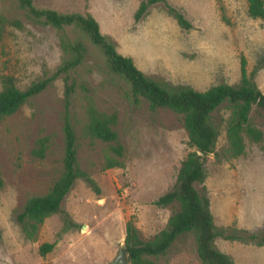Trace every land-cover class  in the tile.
Returning <instances> with one entry per match:
<instances>
[{
	"label": "rangeland",
	"instance_id": "1",
	"mask_svg": "<svg viewBox=\"0 0 264 264\" xmlns=\"http://www.w3.org/2000/svg\"><path fill=\"white\" fill-rule=\"evenodd\" d=\"M142 0H33L37 8L91 15L122 56L147 77L170 86L186 85L197 91L240 82V60L250 74L264 66V20L252 19L246 0H166L184 14L192 28H180L162 4L149 7L139 21L134 14ZM5 19L0 38V77L10 75L24 90L52 76L65 55L61 37L82 40L87 53L69 73L71 113L77 137L79 168L98 184L101 194L80 179L63 202L79 226L57 237L61 217L53 215L27 240L16 221L30 197L48 193L63 167V114L65 80L60 75L12 116L0 122V264H114L124 246L125 223L133 217L142 240H151L166 227L175 207L153 205L175 183L181 162L194 151L182 117L158 108L152 111L142 98L111 73L101 51L73 29L57 30L26 19L16 0H0ZM18 23V25L16 24ZM264 94V67L254 76ZM92 107L115 117L113 129L122 146L123 167L105 168L111 144L91 141L83 134ZM230 110L222 105L212 115L219 129L214 153L204 163V186L217 227L264 233V141L245 137L237 157L223 155L227 148L225 125ZM250 123L264 134V111L252 106ZM47 138L44 158L32 154L38 139ZM85 226V230H82ZM53 250L40 257L42 243ZM215 246L234 264H264V245L223 238ZM155 264H201L193 238L180 236Z\"/></svg>",
	"mask_w": 264,
	"mask_h": 264
},
{
	"label": "trees",
	"instance_id": "2",
	"mask_svg": "<svg viewBox=\"0 0 264 264\" xmlns=\"http://www.w3.org/2000/svg\"><path fill=\"white\" fill-rule=\"evenodd\" d=\"M246 2L249 17L264 20V0ZM154 4H162L165 12L180 28L184 30L192 28L184 14L166 0H142L134 14V20L139 21L143 18L149 7ZM16 6L30 21L49 25L61 31L73 29L79 32L92 46L101 51L108 70L124 80L134 98L144 99L152 111L164 108L182 117L184 130L194 151L181 162L172 188L153 202V205L159 208L175 207V210L168 218L166 227L151 240L145 241L140 238L133 217L126 221L124 248L129 264H155L153 259L163 257L174 242L185 234L193 238L195 252L201 264H234L228 254L215 246L217 238L256 246L264 245V233L229 231L227 228L217 227L206 188L202 186L199 190L196 187L204 183L206 157L214 153L217 145L219 129L213 123L212 115L222 105H226L230 110L225 125L227 148L224 156L233 158L241 155L245 150V137L254 143L264 141V134L251 125L249 117L253 105L264 111V94L254 81L256 72L264 66L259 65L248 74L246 60L241 58L240 82L236 86L219 84L204 91H197L186 85L170 86L147 77L134 65L131 58L119 54L114 44L101 34L98 23L91 15L37 8L33 0H16ZM4 23L5 19L0 15V38ZM60 43L65 58L52 76L32 83L24 90L15 85L12 76L0 77V122L16 113L29 99L40 94L58 76L63 75L65 80L62 173L47 194L30 197L22 211L16 215V221L20 224L25 238L30 241L35 239L44 221L53 215L58 214L62 220V228L57 237L79 226L63 208L64 199L76 180H82L95 195L101 194L95 180L78 166L77 137L70 109L73 88L68 84L69 73L83 63L87 50L82 40L61 37ZM114 123L115 117L107 116L90 107L83 126V134L91 141L99 140L111 144V153L114 155H106L104 160L106 169L123 167L120 160L123 149L112 127ZM47 147V138L38 139L32 154L37 158H44ZM54 246L55 242L42 243L38 248L39 256L45 257Z\"/></svg>",
	"mask_w": 264,
	"mask_h": 264
},
{
	"label": "water",
	"instance_id": "3",
	"mask_svg": "<svg viewBox=\"0 0 264 264\" xmlns=\"http://www.w3.org/2000/svg\"><path fill=\"white\" fill-rule=\"evenodd\" d=\"M198 154L201 155L200 152ZM85 228H86L85 226H82V230H85ZM114 264H129L128 256H127L124 246L120 248L119 254L114 260Z\"/></svg>",
	"mask_w": 264,
	"mask_h": 264
}]
</instances>
